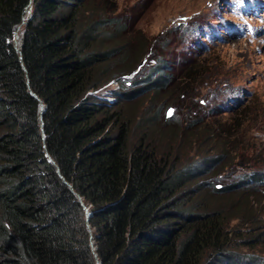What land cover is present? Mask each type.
<instances>
[{
  "label": "trees",
  "instance_id": "1",
  "mask_svg": "<svg viewBox=\"0 0 264 264\" xmlns=\"http://www.w3.org/2000/svg\"><path fill=\"white\" fill-rule=\"evenodd\" d=\"M113 12L0 0V264H264V170L239 160L245 111L202 114L204 101L180 121L190 84L163 64L139 75L148 46L114 31ZM112 81L123 90L108 102Z\"/></svg>",
  "mask_w": 264,
  "mask_h": 264
},
{
  "label": "rangeland",
  "instance_id": "2",
  "mask_svg": "<svg viewBox=\"0 0 264 264\" xmlns=\"http://www.w3.org/2000/svg\"><path fill=\"white\" fill-rule=\"evenodd\" d=\"M105 1L114 9L112 17L116 23L111 28L118 31L115 29L120 26L133 41L143 44L144 40L148 46V54L139 57L129 72L145 59L139 75L163 64L178 82L190 84L188 102H174L179 107L176 115L179 114L180 121L188 115L181 114L180 106L205 101L206 105L200 108L203 114L216 107L230 110L240 105V112L245 111L247 116L238 117L245 121L244 135L239 140L249 151L237 158L249 168L256 160L264 170V130L247 131L264 113V0ZM115 90L123 89L112 81L100 94L106 99L113 97ZM169 105L175 106L172 102L164 103L159 118L174 115L173 107L166 110ZM144 107L158 117V104L147 99ZM230 115L225 114L222 119L226 121ZM245 170L240 168L235 175L239 177ZM217 180L218 184L232 182L221 177Z\"/></svg>",
  "mask_w": 264,
  "mask_h": 264
},
{
  "label": "clouds",
  "instance_id": "3",
  "mask_svg": "<svg viewBox=\"0 0 264 264\" xmlns=\"http://www.w3.org/2000/svg\"><path fill=\"white\" fill-rule=\"evenodd\" d=\"M118 87L119 88H121L120 86H119V84H118ZM118 90H115V91H113V93L114 92H117ZM113 97H107L106 98V100L108 101V102H114L115 100H116V97L114 96V94L112 95ZM105 98V97H104ZM111 98H113V100L111 99Z\"/></svg>",
  "mask_w": 264,
  "mask_h": 264
},
{
  "label": "water",
  "instance_id": "4",
  "mask_svg": "<svg viewBox=\"0 0 264 264\" xmlns=\"http://www.w3.org/2000/svg\"><path fill=\"white\" fill-rule=\"evenodd\" d=\"M86 210H87V220H89L90 212L88 211V208Z\"/></svg>",
  "mask_w": 264,
  "mask_h": 264
},
{
  "label": "snow or ice",
  "instance_id": "5",
  "mask_svg": "<svg viewBox=\"0 0 264 264\" xmlns=\"http://www.w3.org/2000/svg\"><path fill=\"white\" fill-rule=\"evenodd\" d=\"M169 115H171V112H169Z\"/></svg>",
  "mask_w": 264,
  "mask_h": 264
}]
</instances>
